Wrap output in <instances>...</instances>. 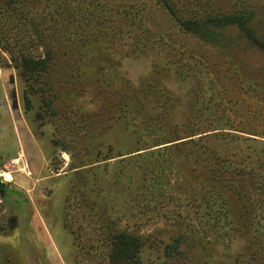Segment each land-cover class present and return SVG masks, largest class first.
<instances>
[{
  "label": "rangeland",
  "instance_id": "rangeland-1",
  "mask_svg": "<svg viewBox=\"0 0 264 264\" xmlns=\"http://www.w3.org/2000/svg\"><path fill=\"white\" fill-rule=\"evenodd\" d=\"M14 160L0 264H264V0H0Z\"/></svg>",
  "mask_w": 264,
  "mask_h": 264
},
{
  "label": "clouds",
  "instance_id": "clouds-1",
  "mask_svg": "<svg viewBox=\"0 0 264 264\" xmlns=\"http://www.w3.org/2000/svg\"><path fill=\"white\" fill-rule=\"evenodd\" d=\"M122 71L125 72L128 75V78L134 83L137 84L140 77L143 75H146L147 72H142V73H135L133 71H131L130 69L132 68V64L126 60H123L122 62ZM137 63H143L147 68H150V60H144V61H140ZM179 87V86H177ZM82 106L86 109V110H90L93 105L87 100L85 99L84 101L81 102ZM244 244V241L242 239H234L233 241H231L230 247L228 249V251H230L231 253L235 254Z\"/></svg>",
  "mask_w": 264,
  "mask_h": 264
},
{
  "label": "built area",
  "instance_id": "built-area-1",
  "mask_svg": "<svg viewBox=\"0 0 264 264\" xmlns=\"http://www.w3.org/2000/svg\"><path fill=\"white\" fill-rule=\"evenodd\" d=\"M10 168L1 169L0 168V185L8 186L14 182L13 173L15 171H20L17 162L14 160Z\"/></svg>",
  "mask_w": 264,
  "mask_h": 264
},
{
  "label": "trees",
  "instance_id": "trees-1",
  "mask_svg": "<svg viewBox=\"0 0 264 264\" xmlns=\"http://www.w3.org/2000/svg\"><path fill=\"white\" fill-rule=\"evenodd\" d=\"M217 23H218L217 25H233V24H237V25H239L240 29H246L244 27V24L238 23L231 16L222 17L221 19L218 20ZM27 61H29V60L23 59L21 63H18V67L22 68L23 71L26 70V68H27L26 62ZM23 75H24V72H23ZM0 190L4 191V186L0 185Z\"/></svg>",
  "mask_w": 264,
  "mask_h": 264
}]
</instances>
